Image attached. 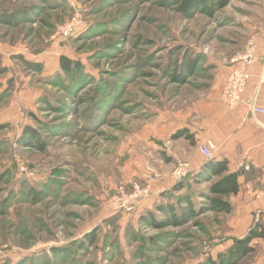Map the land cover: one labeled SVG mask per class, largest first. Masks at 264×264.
<instances>
[{
    "label": "rangeland",
    "instance_id": "obj_1",
    "mask_svg": "<svg viewBox=\"0 0 264 264\" xmlns=\"http://www.w3.org/2000/svg\"><path fill=\"white\" fill-rule=\"evenodd\" d=\"M179 4L0 0V264H204L227 251L215 248L224 214L154 230L140 222L149 208L127 216L134 210L117 203L122 188L163 176L149 160V149L163 146L151 135L155 118L196 109L218 65L264 37V0H229L212 14ZM61 56L82 69L64 74ZM193 58L194 72L177 82ZM27 126L42 143L22 141ZM93 230L97 244L79 250ZM237 264H264V245Z\"/></svg>",
    "mask_w": 264,
    "mask_h": 264
},
{
    "label": "crops",
    "instance_id": "obj_2",
    "mask_svg": "<svg viewBox=\"0 0 264 264\" xmlns=\"http://www.w3.org/2000/svg\"><path fill=\"white\" fill-rule=\"evenodd\" d=\"M257 42L259 59L251 68L253 77L244 94L243 103L238 108L230 109L221 100L223 86L234 67L229 60L218 65L212 93L199 101L196 109H189L186 115L169 113L163 119L155 118L151 135L158 133L163 137V146L161 149L154 144L149 149V160L159 163V168L164 169L163 176L151 181V196L143 199L134 211L126 214L127 216L133 214L137 217L143 210L164 199L161 194L170 191L177 183L172 174L176 164L188 162L191 168L188 177L191 178L201 171L208 161L226 159L229 162V172H241L240 189L238 193L228 197L233 212L227 215L228 229L222 233L224 238H218L219 241L215 245L218 251L216 254L232 247L237 238L245 237L259 220L257 215L264 210V114H250L245 108V102L252 98L256 91L257 74L264 63V37H257ZM258 101L264 107V88ZM179 131H183L184 135L175 137ZM187 134L193 138H188ZM208 140L215 145L211 160L206 159L199 149L200 144ZM201 185L203 183L194 185L196 192L204 190L199 188ZM185 192L186 188L178 194ZM259 244L264 245V237L256 238L251 243L253 247Z\"/></svg>",
    "mask_w": 264,
    "mask_h": 264
},
{
    "label": "trees",
    "instance_id": "obj_3",
    "mask_svg": "<svg viewBox=\"0 0 264 264\" xmlns=\"http://www.w3.org/2000/svg\"><path fill=\"white\" fill-rule=\"evenodd\" d=\"M228 1L229 0H180L179 10L184 13L205 10L208 14H212L213 9L216 6L224 7L227 5ZM13 16L16 17V15ZM60 66L65 72L64 74L68 75L72 72L80 71L83 64L78 60H73L67 56H61ZM196 67L197 58L190 60L187 59L184 62V68L180 69L174 78L177 82L185 83L187 76L194 72ZM80 81H83L81 85L85 86V81ZM64 85L69 88L72 87L70 83ZM25 133L29 138L22 140L23 142L33 139L42 143V138L36 128L27 126L25 128ZM182 135H184V132L179 131L175 134V137ZM186 136L190 139L193 138V136L189 134ZM188 176L190 175L188 174L187 177L177 181L175 186L170 191L162 193L161 197L167 198V200H165V202L160 201L156 203L153 208L147 209V211L141 216L140 222L147 223L151 229L162 230L170 226L182 227L188 224L191 218L198 217L209 211L224 214L226 217L233 212V207L231 202L228 200V197L238 193L240 189L239 177L241 176V172H229L228 160L225 159L217 162L212 160L208 161L203 166L201 171L194 174L191 178ZM204 182L210 183L208 190L196 192L194 185L197 186ZM184 188H186V192L184 194H178ZM31 191V195H34L32 196V199H38V196L36 197L35 195L39 194L40 191L34 188H32ZM160 214L162 215V218L158 216ZM117 217L118 216L114 217L113 221H115ZM130 228L132 229V227L129 226L128 230ZM97 231L98 230H93L86 235L82 242H78L77 248L81 250L87 246H95L98 242ZM262 237H264V220L261 218L255 223L245 237L236 239L234 245L229 250L220 254L216 259L208 258L207 262L204 264H237L248 254L255 251V247L251 245L252 241L256 238ZM114 246L118 247L116 244H114ZM72 247L71 249H73ZM53 251L57 254L61 253L65 255L66 252H69V249L67 247H56ZM145 260H148L149 262L152 261L149 257Z\"/></svg>",
    "mask_w": 264,
    "mask_h": 264
},
{
    "label": "built area",
    "instance_id": "obj_4",
    "mask_svg": "<svg viewBox=\"0 0 264 264\" xmlns=\"http://www.w3.org/2000/svg\"><path fill=\"white\" fill-rule=\"evenodd\" d=\"M72 30V27L70 28ZM258 44L254 41L250 42L245 50L232 58L234 65L230 72L221 93L222 102L230 109H236L243 103L244 94L253 77L252 66L258 61ZM264 88V63L262 64L261 71L258 74V81L256 84V91L252 98L245 102V108L248 113L254 115H263L264 107L259 104L258 98L261 90ZM200 151L208 160L213 159L215 145L211 141H204L199 146ZM264 166V159H263ZM247 168V166H245ZM191 168L189 163L180 164L175 172L174 178L179 181L187 176ZM133 190L129 193L126 189L122 188V196L119 204L122 202L123 206L128 211L134 210L138 206L139 201L149 196L151 193V185H141L134 183ZM135 204V205H134ZM258 219L264 220V210L257 215Z\"/></svg>",
    "mask_w": 264,
    "mask_h": 264
}]
</instances>
